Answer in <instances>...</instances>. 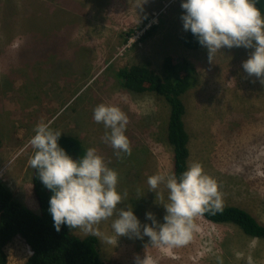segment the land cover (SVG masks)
<instances>
[{"label":"rangeland","instance_id":"rangeland-1","mask_svg":"<svg viewBox=\"0 0 264 264\" xmlns=\"http://www.w3.org/2000/svg\"><path fill=\"white\" fill-rule=\"evenodd\" d=\"M181 0H0V178L16 197L40 212L33 189L30 145L38 122L79 135L119 173L122 205H132L142 223L151 211L163 222L167 189L148 191L147 177L173 171L168 141L170 106L154 92L125 88L117 71L149 62L160 71L165 56L189 58L198 84L185 94V121L192 161L213 176L222 205H238L264 223V84L242 63L251 49L184 46ZM148 29L151 36L142 40ZM133 30L131 36H127ZM100 103L118 105L128 116L131 155H115L102 123L93 119ZM115 217L94 227L102 256L135 264H264V238L233 223L194 218L191 239L180 247H154L150 239L112 235ZM80 236L90 233L72 229ZM9 264H24L32 249L22 236L6 246Z\"/></svg>","mask_w":264,"mask_h":264},{"label":"clouds","instance_id":"clouds-1","mask_svg":"<svg viewBox=\"0 0 264 264\" xmlns=\"http://www.w3.org/2000/svg\"><path fill=\"white\" fill-rule=\"evenodd\" d=\"M183 29L190 31L201 46L212 54L222 48L251 49L242 67L249 76L264 84V12L256 0H181ZM93 119L102 123L107 142L115 155H131L126 128L127 114L114 104L100 103L93 109ZM29 143L34 152L29 159L43 186L52 192L48 211L57 232L62 225L99 236L94 227L102 220L112 219V235L103 240L107 244L114 237L128 236L143 239L147 236L154 247H180L190 239L195 228L194 218L221 209L222 199L216 179L208 174L199 161H192L177 175L174 171L147 177L148 191L160 195L161 185L167 189L163 222L148 211L142 223L132 205H122L126 193L118 190L119 173L108 166L95 147H88L83 155L73 158L59 144L62 133L51 122H38ZM135 264H154L145 254L137 255Z\"/></svg>","mask_w":264,"mask_h":264},{"label":"trees","instance_id":"trees-1","mask_svg":"<svg viewBox=\"0 0 264 264\" xmlns=\"http://www.w3.org/2000/svg\"><path fill=\"white\" fill-rule=\"evenodd\" d=\"M256 5L264 12V0H256ZM132 33L133 30L129 31L127 36ZM151 33V29L145 31L142 40ZM182 41L189 49L202 48L190 31L182 34ZM117 76L125 88L137 93L154 92L169 104L168 141L173 149V171L179 175L188 167L191 157L184 96L198 84L196 65L189 58L169 54L164 57L159 72L145 62L122 67ZM59 144L73 158L83 155L87 149L77 134L62 133ZM33 189L40 212L20 201L7 182L0 178V264H9L6 246L17 236H22L32 249L24 264H123L102 256L98 236H80L66 225H62L59 232L55 230L48 211L52 192L43 186L35 169ZM201 215L215 223H233L252 237L264 238V223L241 206L221 205L219 211Z\"/></svg>","mask_w":264,"mask_h":264}]
</instances>
